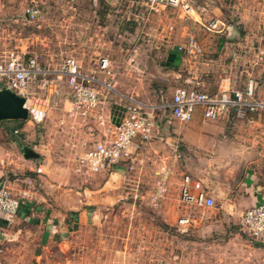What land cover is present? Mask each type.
<instances>
[{
	"label": "rangeland",
	"instance_id": "1",
	"mask_svg": "<svg viewBox=\"0 0 264 264\" xmlns=\"http://www.w3.org/2000/svg\"><path fill=\"white\" fill-rule=\"evenodd\" d=\"M193 2L201 21L199 26L193 27L194 30L207 32V22L215 18L220 22L218 29L222 35L233 34L236 37L234 41H239L236 44L238 47L233 49L235 56H231L230 69L239 67L237 62L240 59L250 61L252 52L264 44V0ZM27 3L28 0H0V18L3 19L4 27L0 56L11 50L27 53L26 56H39V64L45 74L31 79L25 93L30 103L48 104L46 119H54L47 122L54 126V133H67L69 130L65 126L57 128L56 119L59 114L69 112L70 101L73 100L65 77L56 72L59 63L67 57L81 61L85 66L82 72L97 80L93 87L100 101L107 102V111L117 107L118 103L122 106L132 103L150 104L158 101L157 95L160 92L170 94L168 83H172L174 76L163 65L161 49L164 48L165 55L166 49L184 38H174V34L159 37L158 32L152 33V30L166 27L155 21L147 24L150 20L147 15L157 11H150L144 6L142 14L137 17L138 13L134 10L136 6L130 4L129 0H122L116 9L107 5L97 9L93 5L85 7L83 4L86 1L81 0L78 11L72 5L62 4L54 9L44 5L41 19L29 22L23 15ZM76 14L86 15L90 20L87 27H84L83 22L70 20ZM200 41H204L206 48L207 38L200 36ZM133 47L149 49L145 55L146 60H143V54L131 53ZM208 52L205 50L206 57L210 56ZM102 57L111 61L109 75L99 69L98 61ZM228 58H225L226 62ZM133 59L142 61L144 66L124 63ZM177 72L182 74L183 83L190 86L191 74L183 69ZM211 73V70L205 71L204 79ZM105 82L111 84L110 88L102 84ZM29 124L34 125L31 122ZM9 128L0 123V130ZM161 129L163 137L172 136L170 128L163 126ZM64 140L57 143L61 150L64 148ZM20 143L7 144L18 150L22 146L33 148L31 141L23 143L20 140ZM159 145L168 147L164 141L153 136L139 152L140 155L135 157L144 159L140 166L151 164L156 168L159 165V157L152 163L147 159L149 153L151 158L158 156L155 148ZM177 149V168L183 175L191 174V151L183 144L178 145ZM14 151L17 152V149ZM165 152L160 151V155ZM166 165L169 164L166 162ZM159 176L154 173L153 177H139V182L124 177L121 185L124 192L118 201L113 206L97 207L92 218L76 223L65 239L41 251L42 259L38 264H264V253L255 250V243L250 245L245 242L246 237L241 234L239 223L232 226L230 231L227 226L211 228L203 225L204 222L213 223L218 220V214L208 216L205 213L199 226L181 230L178 219L185 214V208L177 194V177ZM215 202L213 209L220 210L219 203Z\"/></svg>",
	"mask_w": 264,
	"mask_h": 264
},
{
	"label": "crops",
	"instance_id": "2",
	"mask_svg": "<svg viewBox=\"0 0 264 264\" xmlns=\"http://www.w3.org/2000/svg\"><path fill=\"white\" fill-rule=\"evenodd\" d=\"M80 1L45 0L41 7L42 10L44 5L54 9L58 5L66 4L76 7L77 10L81 6ZM85 1V4L82 3L83 6L93 5L96 9L102 5L116 9L122 3V0ZM129 2L136 6L134 10L138 13L137 17L142 14L143 7H146L141 0H129ZM52 16L54 17V15ZM147 16L148 19L150 18L147 24L151 23L150 21H155L166 26L162 30H152V33L158 32L159 37L174 34V38H184L175 46L166 49L165 55L164 48L161 49L163 54L161 57L164 58L163 65L173 73L174 80L172 83H168L169 89H171L170 94L160 92L157 95L158 101L148 105L155 103L158 105L166 101L169 103L176 88L188 86L183 83L182 74L177 72L182 69L191 74L190 83H193L198 77H202L205 71L211 70V75L203 80V90L209 93H217L224 85L240 88L244 86L247 76L243 75L242 71L244 68L250 67L249 63L253 61L254 52L251 54L250 61L240 59L237 62L239 67L230 69L231 56L235 54L234 50L238 47L239 41L237 43L230 40L226 33L222 35L219 31L205 32L202 30L200 33L198 30H194L193 27L201 24L199 15L192 18L184 17L177 10L160 7L156 13L151 12ZM71 19L83 22L84 27H87L86 24L90 21L86 15L78 14L70 17ZM144 29L146 32L149 31L146 27ZM140 32L145 34L144 31ZM200 36L207 38L206 48L204 41H200ZM188 38L198 41L202 50L201 54L179 51V46H184L183 44L187 42ZM148 50L133 47L131 53L143 54V60H146L145 55ZM205 50L209 51L210 56L206 57ZM226 57L228 62L225 61ZM133 60L124 63L143 64L142 61ZM108 61L110 71L111 61L109 59ZM75 64L86 78L95 80L91 75L82 72V68L85 69V66L81 61L76 60ZM220 71H224V73H220ZM256 74L259 75L258 72ZM106 103V101H101L96 110L83 119L72 111V101H70L69 112L56 117V119L58 118L57 128L67 127L69 129L66 130L67 133H63V131L54 133V126L47 123L54 121L50 118L42 124H34L36 126L29 124L33 123L30 120L24 121L23 124L13 120L7 121L5 124L10 129H18V135L22 137L21 141L23 143L31 141L33 143L31 149L38 154L35 159H25L18 148L7 144L11 141L6 140L4 143L5 148L13 156L7 160L11 170L21 177L33 179L31 185H26L20 180L12 184L14 193L25 190L27 198L15 216L0 219V244L2 245L0 257L6 264H38L42 259L41 251L51 246L52 243H59L65 239L68 233L72 232L76 223L86 222L92 218L97 207L113 206L118 201L121 193L124 192L121 186L124 177H131L133 182H139V177H153L154 173H158L159 177H177V194L179 196L183 173L177 168L179 164L176 151L180 144L191 151V174L201 179L203 186L210 190L211 196L219 203L220 208V210L213 209V207L197 209V220L194 226L201 224L202 216L205 213L208 216L218 214L220 215L218 220L213 223L204 222L203 225H208L211 228L227 226V230L230 231L232 226L239 223L246 209L264 202V114L249 115L245 119H237L230 114L218 121H208L202 118L201 110L197 109L190 122L181 123L171 120L168 112H162L157 117V127L153 136L164 141L168 147L156 146L158 156L151 158L152 155L149 153L147 157L151 163L159 157L161 166L157 165L156 168L151 164L140 166L144 159H136L135 157L140 154L134 152L133 158L136 162L135 164L133 162L134 168L130 170L131 172L125 164H122L110 174L90 173L78 166L76 156L91 146L97 138L99 132V130L98 132L95 130L97 116H101L107 125L113 128L124 115V106L120 103L116 104L117 107H113L111 111H107ZM163 126L171 129V137L162 136L161 127ZM93 128L95 131L91 133L90 129ZM63 140L64 148L61 150L57 143ZM134 143L137 144V141ZM14 149H17V152ZM162 150L166 152L160 155ZM166 162L170 166H165ZM1 174L0 171V178ZM164 189L166 192V188ZM245 242L252 245L247 239ZM253 245H255L256 251L264 253V241Z\"/></svg>",
	"mask_w": 264,
	"mask_h": 264
},
{
	"label": "built area",
	"instance_id": "3",
	"mask_svg": "<svg viewBox=\"0 0 264 264\" xmlns=\"http://www.w3.org/2000/svg\"><path fill=\"white\" fill-rule=\"evenodd\" d=\"M45 0H28L24 9V17L29 22H38L42 16V3ZM150 11H158L160 7L177 10L184 17L198 15L193 0H141ZM1 17V16H0ZM200 21V20H199ZM220 22L212 18L206 24L207 31H219ZM3 24L0 18V43L3 40ZM220 32V31H219ZM179 51L201 54V47L194 38H189L186 45L179 46ZM8 51L0 56V88L24 97L28 120L34 124H42L47 118V103H30L25 89L31 79L45 71L40 67L39 56ZM234 58V54L232 55ZM236 60V58L234 59ZM250 67L242 73L247 76L242 88L224 85L217 93L203 90L204 77H198L190 86L176 88L169 103L139 104L132 103L124 106V115L119 123L111 128L101 116H97L95 129L98 132L93 144L76 156L79 167L90 173L110 174L122 164L133 170V155L138 154L153 138L157 127V117L162 112H168L171 120L188 123L192 120L197 109L201 110L204 120L218 121L228 115L237 119H245L251 115L264 114V44L258 46L253 55ZM99 69L106 74L109 72V61L102 57L98 61ZM65 77L72 94V111L83 119L89 116L100 105V97L93 87V82L86 78L71 57L63 59L56 71ZM258 72V76L257 73ZM110 88V83H102ZM91 128V126H89ZM94 128L90 131L93 133ZM6 130H0V219L16 215L18 209L27 198V191L14 193L12 184L21 181L31 185V177H21L12 171L7 164L13 158L5 148ZM13 135L19 130L13 129ZM137 141V144L134 143ZM135 152V153H134ZM179 200L185 208V214L178 219L179 228L186 229L194 226L197 220L196 210L215 206L214 198L208 194L203 184L189 174H184L179 187ZM239 229L250 243L264 241V202L244 211L239 221ZM2 249L0 248V255ZM0 264L6 262L0 257Z\"/></svg>",
	"mask_w": 264,
	"mask_h": 264
},
{
	"label": "water",
	"instance_id": "4",
	"mask_svg": "<svg viewBox=\"0 0 264 264\" xmlns=\"http://www.w3.org/2000/svg\"><path fill=\"white\" fill-rule=\"evenodd\" d=\"M230 35L228 38L230 40H235L236 37H232ZM170 71V70H169ZM26 121L28 120V113L25 107V99L24 97L10 91L7 88H0V123L4 121ZM20 152L25 159H35L38 157V154L31 149L30 147L22 146L20 148ZM195 179L199 180L201 183V179L196 178V176L189 174ZM203 184V183H202ZM209 195H212L210 190L206 186H204Z\"/></svg>",
	"mask_w": 264,
	"mask_h": 264
},
{
	"label": "trees",
	"instance_id": "5",
	"mask_svg": "<svg viewBox=\"0 0 264 264\" xmlns=\"http://www.w3.org/2000/svg\"><path fill=\"white\" fill-rule=\"evenodd\" d=\"M18 123H20V124H23L24 123V121H17ZM1 123H4V124H6L7 123V121H4V122H1ZM12 130L13 129H10L9 128V130L7 129L6 131H5V133H6V140H8V139H10L11 140V142H13V143H19V144H21L20 143V140H21V135L19 136V135H13L12 134ZM18 138V139H17ZM15 139V140H14Z\"/></svg>",
	"mask_w": 264,
	"mask_h": 264
}]
</instances>
